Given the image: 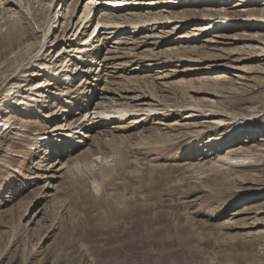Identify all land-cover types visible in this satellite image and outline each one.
<instances>
[{
	"label": "rangeland",
	"instance_id": "rangeland-1",
	"mask_svg": "<svg viewBox=\"0 0 264 264\" xmlns=\"http://www.w3.org/2000/svg\"><path fill=\"white\" fill-rule=\"evenodd\" d=\"M88 1L96 2L89 11L91 14L88 21L91 23L88 30L84 31L86 23L82 27L80 23L83 22L84 7ZM187 1L191 2L127 0L119 5L112 0H78V3L77 0H65L55 6L53 14L58 12V18L41 53L44 57L47 56L45 58L49 65L66 52L69 44L79 41L80 46H83L79 47L81 53L96 46L98 38H102L99 35L95 39L99 33L107 34L104 38H108V34L117 33L120 27L126 29L123 25L116 29L117 25L108 23L104 17H122L132 11L144 14L147 11L144 9L148 8L152 14L159 13L171 20L167 23L159 21L155 23L157 25L147 28H151V32H143L133 39L142 42L140 38L151 36L153 41H157L159 38L155 39L156 36L165 37L157 32H170L167 40L173 42L168 44L167 40H163L161 47L154 48V52L162 55L161 57L166 56L163 54H168L169 49L197 45L200 52L220 54L224 60L218 64H227L241 72L243 68L246 72L250 70L249 75L253 81H249L246 92L234 96L231 103L213 110L208 103H201L200 99H188V90L201 87L199 84L205 89L207 86L226 87L228 82L214 80V76L205 71V66L209 63L197 67V70L194 65L184 63L182 73L169 80L171 83L168 90L175 95L176 103L192 101L191 104L202 108H190L193 110L190 112L181 110L177 116L165 111L149 110L133 114L136 115L133 119L138 120L146 119L150 114L159 118L155 124L163 123L162 127H169L166 135L169 138L163 135L161 139L170 142L154 145L146 153L126 151L119 165L109 158L106 173L100 174L97 164L87 166L86 170L82 168V174L63 171L61 178L54 183L55 194L45 199L41 206L31 201L28 177L46 164V161L38 159L39 143L35 140L39 139L36 135L43 131L44 126L35 115L29 116L26 111L24 114L14 113L4 101L3 94L0 97V118H3L0 121V264H24L29 242L36 246L41 244L43 248L42 256L39 257L41 259L35 264H264L263 227H252L250 221L253 211L264 209V151L246 158L237 154L229 157L225 150H220L212 156L208 153L210 158L202 161L190 160L188 155L197 148L207 147L210 136H225L236 127L242 136L237 146L255 145L264 148V114L260 112L264 101V46L242 40L244 43H238L240 40L234 39L242 37L246 31L252 32L254 29L248 28L249 24H260L262 28L257 32L264 34V0H198L202 13H191L196 19L185 23L182 19L178 20L181 18L178 14L184 15V12L193 9L194 6ZM164 2L171 9L163 10ZM137 3L141 4V9ZM153 3L161 6L153 8ZM35 6H31V18L39 10L45 15L50 3L49 0H44L41 6ZM216 13L225 16H211ZM14 15L4 17L2 14L0 18L13 20ZM99 19H102L101 23ZM6 22L7 20L1 24L0 21L1 33L8 28ZM63 28L67 31L64 32ZM95 30L96 34L91 38L90 35ZM213 35L226 42H223L224 45H217L212 52L202 47L214 46V43L208 42H220L215 41L217 39H213ZM184 37H199L200 41L187 42L181 39ZM39 42L38 37L29 34L21 49L8 55L10 63H3L5 58L0 57V93L2 89L18 85L27 89L34 82V79L27 77L34 70H27L23 78L15 79L13 76L19 70L15 71L17 65L14 62L21 54L31 52L30 57L38 54ZM141 46L139 52L150 48ZM111 48L113 45H108L101 55L109 57L107 54L112 52ZM193 53L189 56L194 55L193 59H199L196 57L197 53ZM232 53L235 54L230 55ZM72 55L74 58L81 56L75 53ZM249 55H252L249 58L257 59L243 62L249 59H244ZM38 64L45 66L44 62ZM174 67L176 66L172 65ZM220 81L223 82L222 85ZM28 94L34 99V95ZM95 100L93 105L98 101ZM252 110L258 113L257 119L249 117ZM92 111L82 122L88 119L89 124L110 121L103 129L115 126L111 120L121 114L118 110L115 114L103 113L102 116L101 112ZM165 117L168 119H164ZM244 117L246 118L241 119ZM4 126L9 127V131ZM215 127L216 130L211 135V128ZM184 133L186 136H183ZM63 135L72 134L64 131ZM92 179L99 184L98 192L88 184V180ZM244 181L248 183H239ZM238 192L250 195L238 201L234 198ZM40 207L45 216L58 222V227L49 238H46L47 228L43 227L38 236L40 243L36 236L29 237L28 242L23 243L27 236L25 229L32 228L29 222Z\"/></svg>",
	"mask_w": 264,
	"mask_h": 264
},
{
	"label": "bare ground",
	"instance_id": "bare-ground-1",
	"mask_svg": "<svg viewBox=\"0 0 264 264\" xmlns=\"http://www.w3.org/2000/svg\"><path fill=\"white\" fill-rule=\"evenodd\" d=\"M43 1L44 0H0L2 3V5H0V16L3 14L4 17H7L17 14V16L14 15L15 19L13 20L3 19L4 17L0 18L1 24L6 20V23H8V28L7 30L5 29L6 32L1 33L0 31V57L5 58L3 63L9 62L8 55L21 49L24 39L28 37L29 34L35 35L40 40L38 43V54L31 57V52H28L29 54H21L18 56L16 62H14V65H17L15 71L19 70V72L13 77L15 79L20 77L23 78L27 70H34L27 74V77L34 79V82L30 84L27 89H24V86L18 85L6 90L2 89L0 93V97L4 94V101L14 110V113L24 114V111H26L25 113L29 116L35 115L44 126L43 131L36 135L39 139L36 138L35 140L42 147H39L37 144L39 148L38 152H40L38 159L46 161V164L44 163L45 165H43L45 167L41 168V170H35L30 178L27 176L30 181L29 184L31 185V190H28V194H31V201L37 206H41L45 199L55 194L56 191L54 188L56 185L54 183L61 178V172L63 171L71 174H82L87 166L97 164L101 171L100 174L106 173L105 168L108 163L107 159L109 158H111L116 165H119L126 151L136 150L141 153H146L145 151L149 148H153L154 145L170 142L164 138L161 139V136L168 135L169 127H162L163 123L155 124V121H158L159 118H154V116L150 114L147 115L146 119L138 120L136 118L133 119V117L136 116H133V114L135 112H145L149 110L165 111L166 113H172L177 116L181 110H183V112H190L193 111L190 110V108H202L191 104L192 101L188 100L190 104L183 103L182 101V104L176 103L174 100L175 95L168 90V86L171 83L169 80L182 73V66L185 65L184 63L194 65V67H196V69L194 68L195 70H197V67L200 68L204 66V63H209L205 66V71L210 73L211 76H214V80L220 79L228 82L226 87L207 86L205 89L202 84H199L201 87H193L188 90V99H195V101L200 99L201 103H208L209 108L213 110L221 109L231 103L234 96L246 92V89L249 87L247 83L253 81L252 76L249 75L251 74L250 70L246 72L243 68L241 72L227 64H218L224 60L220 54L217 55L216 52L211 54L208 53V51L200 52V47L196 48L197 45H186L185 47L182 45L181 47L173 48L175 50L169 49V53H164L163 55L166 56L161 57L162 55H158L154 52V48L158 46L161 47V45L164 44L163 40H167L170 32H157L158 34L165 35L164 38L156 36L155 39L159 38L157 41H153V37L151 36H142L143 38H140L143 40L142 42H138V39H133L143 32H151L152 29L149 28V30L147 28L157 25L155 23L159 21L167 23L171 20V18L167 19L160 16L161 14L159 15V13L152 14L151 11H148V8L144 9L147 10L143 12L144 14H137L134 13L135 11H132V13L129 12L122 17H104V20L108 21V23L117 25L116 29H118L119 25L125 26L126 29H121L120 27L117 33L108 34L111 37L115 35L113 38L110 36L104 38L107 34L99 33L95 39L98 38L99 35H102V38H98L96 46L94 45L90 50L81 53H79L81 49L79 47L83 46H80L81 44L79 41L72 43V45L69 44L65 50L66 52H64L62 56H59L54 63L49 65V62H46L45 58L47 56L44 57L41 53L46 46L53 25L56 23L55 20L58 18V12L53 14L55 6L63 3L65 0H49L50 7L47 8L46 14L44 15V13L39 10L41 14L38 12L31 18V6L33 5V8L36 7V4L41 6ZM112 1L116 2L115 4H119L127 0ZM95 2L88 1L84 7V18L82 19L83 22L80 23V26L86 23L84 31L88 30L89 24L91 23V21H88L91 14L89 11L91 6H95ZM164 3L165 4L162 5L164 6L163 10L167 11L171 9L167 2ZM188 3L194 6L193 9L184 12V15L178 14L181 17L178 18V20L182 19L185 23H190L193 19H196L191 13H202V11L199 10L200 4H197L198 0H191V2ZM52 5H54V9ZM130 5H134V3H130ZM136 5H138L139 8L142 7L141 4L137 3ZM182 5L183 4H181V6ZM159 6H161V4L153 3V8H158ZM153 8L151 10H153ZM126 10L128 11V9ZM142 15L144 17H142ZM219 15L221 14L216 13L211 16L219 18ZM204 17L208 18L209 16ZM99 21V23H101L102 19H99ZM20 25H22V27H20ZM66 27L68 29V26ZM247 27L254 30H252V32L246 31L242 37H235L234 39L240 40L238 43L248 41L263 44L264 46V34H259L257 32L262 26L256 23L249 24ZM67 29H64V32H66ZM25 30H27V32H25ZM95 34L96 30L92 32L90 37H94ZM212 38H216L217 40L215 41L220 42H208V44L214 43V46L206 47V45L202 48L212 51L217 45H224L223 42H226L222 41L217 35H213ZM181 39L194 43H199L200 41L199 37L193 39L184 37ZM115 40L117 41L114 42ZM149 40H152V42L148 43ZM167 42L169 44L173 41L167 40ZM67 43L68 41H66L65 44ZM229 43H231V41ZM108 45H113V48H111L113 49L112 52L107 54L109 57L102 56V51L106 49ZM140 45H142L141 47L150 46V48L139 52L138 50L141 49ZM172 50L175 53H173ZM193 51L197 53L195 54L199 59H193L192 56L194 55L191 57L189 56ZM74 53L81 56L79 58H74L72 57ZM234 54L235 53H232L230 55ZM251 56L252 55H249L244 59ZM256 59L257 58L253 57L243 62L255 61ZM235 61H237V59ZM39 62H44L43 65L45 66H39ZM69 64L70 66L68 67L67 65ZM172 65L176 67L172 68ZM12 71H14V69ZM220 84L222 85L223 82L220 81ZM14 89H16V91H14ZM27 94L30 96L34 95L36 98L34 97V99H31ZM94 100L96 104L93 105L92 103ZM261 106L260 112L264 114V101L261 103ZM91 110L96 113L101 112L102 116L103 113L108 115L115 114L118 110L121 114L117 112L119 117L116 116L117 118L115 119L112 117L113 120H111V122L112 125L115 124V126L103 129L108 124L107 122L110 121L103 120L89 124L88 119L86 122H82L89 116ZM250 112V118H258V113H254L256 110ZM234 117L237 118V115H234ZM245 118L246 117L241 119ZM1 119L3 118H0V121ZM164 119H168V117ZM101 125L104 126L101 127ZM149 125L150 127H148ZM239 126H241V124L238 125V127ZM4 127H6L5 130L9 131V127ZM215 130L216 127L211 128V131H213L211 135L214 134ZM238 130L239 129L236 127V129H233L229 134L222 137L210 136L211 138L207 141V147L193 150L188 154L189 159L202 161L206 158H210L208 153L212 156L216 151L219 152L220 150H225L226 156L229 157L237 154L240 157L242 155L246 158L248 156L252 158L254 153L256 154V152L264 151V148L255 145H248L246 147H244V145L240 147L237 146L240 140H242V136L238 133ZM64 131L72 135L62 136ZM73 131L75 132L73 133ZM251 132H246V134H250ZM183 136H186L185 133ZM166 137L169 138V136ZM82 168L84 169L82 170ZM88 174L91 175L90 173ZM239 183L244 184L248 182L244 181ZM88 184L92 186L95 192L99 191V184H96L93 179L92 181L88 180ZM249 195V193L245 194L243 192H238L234 198L240 201L246 199ZM41 208L42 207L34 213L29 222L32 228L25 229L27 236L24 237L23 243L28 242V238L33 236H36L38 243H40L41 239L38 236L43 227L47 228L46 238H49L58 227V222L45 216V213L43 211L41 212ZM252 214L250 219L252 227H263L262 233H264V209H256ZM32 243L33 242H29L27 244V258L24 264H35L37 260L41 259L39 258L42 256L43 252V250H41L43 249L41 244H37L36 246V244Z\"/></svg>",
	"mask_w": 264,
	"mask_h": 264
}]
</instances>
